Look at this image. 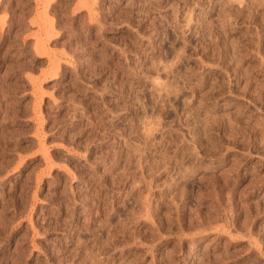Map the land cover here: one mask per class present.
Listing matches in <instances>:
<instances>
[{
  "label": "rangeland",
  "instance_id": "374dc122",
  "mask_svg": "<svg viewBox=\"0 0 264 264\" xmlns=\"http://www.w3.org/2000/svg\"><path fill=\"white\" fill-rule=\"evenodd\" d=\"M0 264H264V0H0Z\"/></svg>",
  "mask_w": 264,
  "mask_h": 264
}]
</instances>
